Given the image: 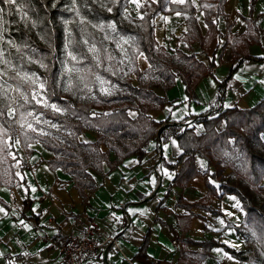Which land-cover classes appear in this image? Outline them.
<instances>
[{
	"label": "trees",
	"instance_id": "16d2710c",
	"mask_svg": "<svg viewBox=\"0 0 264 264\" xmlns=\"http://www.w3.org/2000/svg\"><path fill=\"white\" fill-rule=\"evenodd\" d=\"M224 2L197 0L195 8L193 0H144L138 7L140 16L133 17L124 13L127 0H0V160L11 149L6 138L16 140L27 154V145L37 142L52 153L47 167L70 175L83 197V189L94 188L88 170H100L101 163L112 168L110 152L113 161L140 159L160 123L147 112L169 104L150 87L165 91L178 76L188 95L210 71L212 60L203 63L196 56L207 54ZM254 3L247 1V15L242 17L245 32L228 34L224 40L234 66L264 60V51L258 56L247 52L249 44L264 42V27L256 23L261 12L253 14ZM173 12L183 15L184 30L168 54L154 39L153 18ZM197 12L206 26L203 33ZM225 26H230L226 19ZM138 54L148 62L144 70L137 67ZM196 121L202 123V133L192 125L176 133L181 152L173 166L180 163V167L171 183L182 188L199 174L189 158L193 153L214 170L201 173L204 198L185 201L178 197L174 204L220 215L210 206L211 199L233 194L242 210L241 224L234 230L243 238L244 248L182 236L177 262L202 264L212 246H221L239 261L264 264V95L249 108L227 107ZM84 130L94 131L95 139L79 141L77 136Z\"/></svg>",
	"mask_w": 264,
	"mask_h": 264
},
{
	"label": "crops",
	"instance_id": "0c3cea01",
	"mask_svg": "<svg viewBox=\"0 0 264 264\" xmlns=\"http://www.w3.org/2000/svg\"><path fill=\"white\" fill-rule=\"evenodd\" d=\"M261 1L262 7H259V1L255 0L253 10V14L261 12L256 21L259 28L264 27V0ZM193 2L197 8V0ZM245 2L225 0L223 3V15L217 17V34L207 54L196 56L203 63L212 60L213 66L192 86L188 95L178 76L165 91L158 86L150 87L155 94L164 95L169 104L147 112L160 123L143 156L113 161L114 155L110 152L108 160L112 161V168L101 163L100 170L89 169L94 188L83 189V197L77 193L70 175L60 168L47 167L46 161L52 158L50 151L34 142L27 145V154L17 141L14 143V150L7 153L4 161L0 160V264H56L54 252L47 248V243L58 242L69 230H78L84 224L82 212L95 222L100 234L113 236L115 244L112 243L105 253L109 264H125L126 259L144 264L140 261L142 256L153 258L155 264H181L177 256L178 238L182 236L193 240L212 239L235 250L244 248L243 238L234 230V226L241 224L242 210L233 194L211 199L210 206L219 210L220 215L174 204L178 197L185 201L205 197L206 186L201 173H211L212 165L193 153L189 158L199 174L182 188L173 185L171 179L180 167V163L175 166L173 163L181 152L176 133L183 126L192 125L195 132L202 133L204 128L196 121L198 117L206 113L214 115L227 107L246 109L264 95V60L234 66L230 63L228 44L224 43L227 34L239 36L245 32L241 18L247 15ZM129 15L139 17L140 13ZM225 19L231 22L228 29ZM197 23L203 33L206 26L199 12ZM183 30V15L177 12L159 13L153 18L154 39L164 48H174L176 37ZM178 47L187 51L181 43ZM263 51L262 41L247 46L250 55L258 56ZM136 62L139 70L148 66L142 54L136 56ZM129 76L134 85V75ZM127 114L134 116L133 111ZM77 139L92 141L95 132L84 130ZM99 149L104 150V146L99 145ZM208 182L214 187L218 185L211 178ZM261 183L264 184V178ZM85 192L89 195L87 204L84 203ZM125 216L128 223L123 228L120 223ZM226 222L230 225L226 226ZM171 240L176 242V248ZM201 263L249 264L231 257L221 246H212Z\"/></svg>",
	"mask_w": 264,
	"mask_h": 264
},
{
	"label": "built area",
	"instance_id": "2783aa9c",
	"mask_svg": "<svg viewBox=\"0 0 264 264\" xmlns=\"http://www.w3.org/2000/svg\"><path fill=\"white\" fill-rule=\"evenodd\" d=\"M88 192H85L84 203H88ZM43 198V195L40 196ZM81 218L84 224L78 230H69L61 235L58 242H48L47 248L54 253L56 264H109L105 259V253L111 244H115L110 234H100L95 222L82 212ZM128 223L126 216L120 225L124 228ZM40 238V236H37ZM174 248L177 244L171 240ZM140 261L144 264H155V260L149 256H142ZM125 264H135L132 259H126Z\"/></svg>",
	"mask_w": 264,
	"mask_h": 264
},
{
	"label": "rangeland",
	"instance_id": "374dc122",
	"mask_svg": "<svg viewBox=\"0 0 264 264\" xmlns=\"http://www.w3.org/2000/svg\"><path fill=\"white\" fill-rule=\"evenodd\" d=\"M144 0H127V3L125 5V9H124V13H127L129 15V13H132V14H137L138 12V7L141 5V3L143 2ZM246 2V7H247V0H245ZM258 5L259 7H262L261 3L262 1L261 0H258ZM223 12V11H222ZM223 15V14H222ZM238 15V14H237ZM239 17H241L240 15H238ZM242 18V17H241ZM231 24V22L229 23ZM226 27V26H225ZM176 32V30L174 31ZM228 35V34H227ZM163 49L165 50V52H170L171 49L170 48H164ZM194 50H196L195 47H193ZM167 50V51H166ZM188 51V50H187ZM252 53H255V51H253ZM169 54V53H168ZM7 115L8 116H11L12 115V108L11 107H8L7 108ZM6 144L7 146H11V149L10 150H14V143H16V140L14 141H8V139L6 138ZM10 150L8 151V153L10 152Z\"/></svg>",
	"mask_w": 264,
	"mask_h": 264
},
{
	"label": "snow or ice",
	"instance_id": "6c2138e0",
	"mask_svg": "<svg viewBox=\"0 0 264 264\" xmlns=\"http://www.w3.org/2000/svg\"><path fill=\"white\" fill-rule=\"evenodd\" d=\"M6 2L11 3V2H13V0H6Z\"/></svg>",
	"mask_w": 264,
	"mask_h": 264
}]
</instances>
